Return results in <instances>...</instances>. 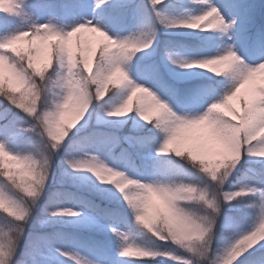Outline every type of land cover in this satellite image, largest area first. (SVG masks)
Listing matches in <instances>:
<instances>
[{
  "label": "snow or ice",
  "instance_id": "6c2138e0",
  "mask_svg": "<svg viewBox=\"0 0 264 264\" xmlns=\"http://www.w3.org/2000/svg\"><path fill=\"white\" fill-rule=\"evenodd\" d=\"M0 264H264V0H0Z\"/></svg>",
  "mask_w": 264,
  "mask_h": 264
}]
</instances>
